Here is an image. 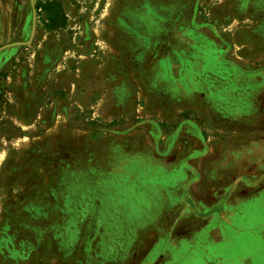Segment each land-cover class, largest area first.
Returning a JSON list of instances; mask_svg holds the SVG:
<instances>
[{
    "label": "rangeland",
    "instance_id": "rangeland-1",
    "mask_svg": "<svg viewBox=\"0 0 264 264\" xmlns=\"http://www.w3.org/2000/svg\"><path fill=\"white\" fill-rule=\"evenodd\" d=\"M263 86L264 0H0V264L264 240Z\"/></svg>",
    "mask_w": 264,
    "mask_h": 264
},
{
    "label": "crops",
    "instance_id": "crops-1",
    "mask_svg": "<svg viewBox=\"0 0 264 264\" xmlns=\"http://www.w3.org/2000/svg\"><path fill=\"white\" fill-rule=\"evenodd\" d=\"M256 106L258 107L255 109L259 111L255 115L259 114L260 120L255 127L258 132H261V135L257 137L259 142L253 145L250 144L249 148L251 151H254L252 161L258 164L264 162V142H260L261 139L264 140V102L256 104ZM239 114H242V112H239ZM241 147L247 146L243 144ZM244 153L246 152H243L242 149L239 151V162L242 161ZM245 176L247 177L248 175L245 174ZM258 177H263L262 172ZM212 217L215 219L216 214ZM206 231L211 235L215 234L219 237L215 236L212 240L208 239L203 244V247L199 246L200 249L197 252L189 251L186 252L187 254L185 252L177 253L176 264H264V240H249V238H245L246 236L241 234L228 236L222 234L220 236V231L223 232V225L216 226V223H213L211 227H207ZM200 243L202 244V241Z\"/></svg>",
    "mask_w": 264,
    "mask_h": 264
},
{
    "label": "trees",
    "instance_id": "trees-1",
    "mask_svg": "<svg viewBox=\"0 0 264 264\" xmlns=\"http://www.w3.org/2000/svg\"><path fill=\"white\" fill-rule=\"evenodd\" d=\"M39 7H42L43 11L46 13L48 20L47 26L49 28L63 27V15L59 7L53 2H46L44 4H39Z\"/></svg>",
    "mask_w": 264,
    "mask_h": 264
}]
</instances>
